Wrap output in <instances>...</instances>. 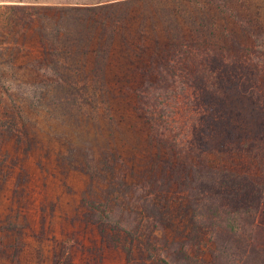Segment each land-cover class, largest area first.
I'll return each instance as SVG.
<instances>
[{
	"label": "trees",
	"instance_id": "obj_1",
	"mask_svg": "<svg viewBox=\"0 0 264 264\" xmlns=\"http://www.w3.org/2000/svg\"><path fill=\"white\" fill-rule=\"evenodd\" d=\"M74 8L98 17L95 34L86 29L83 48L92 50L77 53L95 66L69 69L53 42L47 78L77 93L101 87L113 97L102 103L114 108L116 131L132 139L1 150L0 240L12 243L1 246L0 264H264L256 223L264 210V74L249 63L264 56V0ZM24 10L13 14L25 28L36 14ZM134 88L146 99L144 117L169 99L190 106L185 134L154 133L136 117V103L120 98ZM33 168L43 194L32 187Z\"/></svg>",
	"mask_w": 264,
	"mask_h": 264
},
{
	"label": "rangeland",
	"instance_id": "obj_2",
	"mask_svg": "<svg viewBox=\"0 0 264 264\" xmlns=\"http://www.w3.org/2000/svg\"><path fill=\"white\" fill-rule=\"evenodd\" d=\"M99 1L102 0H0V151L4 149L8 151L18 146L27 147L36 141L47 145L56 142L62 149L65 147L64 144L73 143L81 147V144L91 141L92 136L94 143L98 137L101 144L118 145L124 139L131 141L132 136L127 131L123 129L116 131L121 123L109 114L114 108L102 103L113 97L96 92L101 87H84L77 93L74 88L62 83L61 78L59 85L47 78V72L55 68V64H49L45 51L51 50L53 42L57 43L59 53L65 52L64 57L70 61L67 63L69 69L73 67V70L82 69L81 72H85V68L95 66L89 62L88 56L77 53L92 50L90 46H87L86 50L83 48L90 35L86 29L88 25L95 34L98 17H90L89 13L77 11L74 6L90 5ZM17 7L36 14L26 23L25 28L14 18L13 13ZM37 63L41 67L33 68L32 66H36ZM249 63L251 68L261 70L258 76L262 78L264 56ZM85 74L92 75L88 72ZM94 82L98 83L96 80ZM260 88L264 90V84ZM93 90L96 92L94 95ZM128 90L131 91L132 88ZM134 90L128 96L120 98L136 103L139 113L136 114L134 111V115L143 118L141 104H146L142 103L146 99L141 94L142 88ZM36 100L38 107H35ZM98 101L100 103L93 106L94 108L89 107L92 102ZM178 103H172L169 99L170 107L162 112L158 107L151 108L149 113L145 112L144 118L149 120L154 133L185 134L189 124L185 126L184 121H187L191 107L182 101L179 105ZM167 116L177 122L165 124L162 121H165ZM32 170L30 178L33 179L32 187H36L43 194L44 182L39 180L34 168ZM77 189L80 191L81 187L78 186ZM256 223L264 226V210L257 216ZM6 226L5 221L0 222V229ZM0 243L2 249L1 246H8L12 242L3 238Z\"/></svg>",
	"mask_w": 264,
	"mask_h": 264
}]
</instances>
